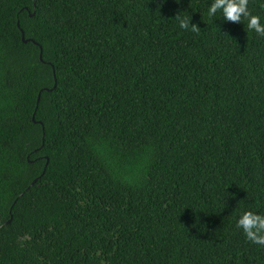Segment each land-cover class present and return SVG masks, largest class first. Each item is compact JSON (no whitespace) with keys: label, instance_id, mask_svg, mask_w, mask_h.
I'll return each instance as SVG.
<instances>
[{"label":"trees","instance_id":"16d2710c","mask_svg":"<svg viewBox=\"0 0 264 264\" xmlns=\"http://www.w3.org/2000/svg\"><path fill=\"white\" fill-rule=\"evenodd\" d=\"M213 2L0 0V264H264V36Z\"/></svg>","mask_w":264,"mask_h":264},{"label":"clouds","instance_id":"9594fccd","mask_svg":"<svg viewBox=\"0 0 264 264\" xmlns=\"http://www.w3.org/2000/svg\"><path fill=\"white\" fill-rule=\"evenodd\" d=\"M249 0H214L209 8V16L215 15L218 10H222L223 18L231 22H240L242 17L247 19L246 29L254 30L259 36H264V24H261L260 16L254 15L248 8ZM180 27L188 29L189 18L181 19ZM198 24L191 23V31L199 32ZM237 228L242 229L247 240L264 247V215L245 211L240 216L236 224Z\"/></svg>","mask_w":264,"mask_h":264},{"label":"water","instance_id":"95a60500","mask_svg":"<svg viewBox=\"0 0 264 264\" xmlns=\"http://www.w3.org/2000/svg\"><path fill=\"white\" fill-rule=\"evenodd\" d=\"M18 25V24H17ZM21 40L24 42V43H26L27 41H28V39H25L24 38V33L21 31ZM34 44H37L36 42H34L33 40H31ZM40 48V47H39ZM40 58H41V48H40ZM39 94L40 93H38V98L37 99H39Z\"/></svg>","mask_w":264,"mask_h":264}]
</instances>
